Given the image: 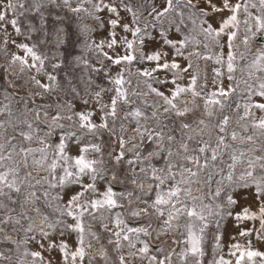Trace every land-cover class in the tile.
Masks as SVG:
<instances>
[{
    "label": "snow or ice",
    "instance_id": "6c2138e0",
    "mask_svg": "<svg viewBox=\"0 0 264 264\" xmlns=\"http://www.w3.org/2000/svg\"><path fill=\"white\" fill-rule=\"evenodd\" d=\"M85 4L91 5L96 12L107 9L119 17L117 7L114 4H105L104 0H98V2L79 0L76 7L71 6L72 0H31L30 8H26L23 2L13 3V0H0V35L3 37L0 40V44L3 45L0 50L7 54V46L12 43L25 53L23 56L13 53L9 63L4 66L5 69L7 70L18 62L20 73L35 69L38 74L43 72L46 78L45 81H42L35 75H31L25 81V84L31 82L40 91L28 93L26 97L17 101L23 102L24 105L23 109L19 110V115L14 114L12 104V99H15L18 94L8 93L5 90L4 98L8 100V103L0 105V116L7 117L6 120H0V141H2L0 142V196H8L11 203L14 204L16 201L11 198L10 193L19 194L25 181L35 188L36 185L31 184L32 172L28 171L29 161H31V165L39 166L48 173L47 177L36 181V184L46 182L49 189H67L64 192V195L68 197L65 207L61 209L57 204L56 210L61 217H72L75 223L68 224L63 219H57L49 224V228L55 232L58 226H62L59 233L61 237L66 232L76 233L77 247L76 250H70L65 240H49L48 250L50 252L58 250L62 253L60 264H77L78 260L82 264L87 254L86 247H92L91 242L86 244V237L101 242V236L92 231L90 224L87 228L85 227L84 217L86 214L91 220L97 221L102 230L109 234L107 244L114 245L118 253L112 264H132L135 259H147L149 264H172V256L175 255L174 248H170L165 253L163 247H157V252L165 253L163 259L157 260L156 255L149 256V242L142 237H150L153 232L159 237L175 232L177 229L181 230V239H173V244L184 245L179 253L182 264H189V258H191L190 264H203L202 258L205 255L203 245L207 229L214 225L216 229L214 248L221 250L223 248L221 223L225 215H232L231 207L238 203L235 195L253 187V194L260 205L258 212H252L245 207L242 213L236 214V220L259 219L260 229L264 230V147L255 146V133L245 136L230 126L235 122L246 131L250 123L259 135L264 137V117L257 120L252 111L253 108L264 111V103L252 100L253 96L264 98V47H256L253 50L250 45V40H255L258 35H264V0H236L235 3L232 0H219V2L217 0H165V6L161 10L153 7L149 12V15L154 14L153 18L157 21H160L161 17L166 14H178L177 32L181 30L180 26L184 25V21L187 19L193 26V31L199 28L205 36L213 37L217 44H219V37L222 35L228 37L229 51L226 59L222 51L216 55L215 63L220 67L213 69L215 73V78L212 81L213 86L207 92H205V89L209 88L207 78L204 83L198 85V73L190 76L188 85L178 83L185 78L184 74L193 67L192 57L213 59L211 55L202 54L196 49L185 55L184 49L189 42L188 35H184L181 40H173L168 38L166 30L160 32L162 48L166 45L174 50L175 57H183L188 60V64L182 67L177 59L167 60L168 53L163 50L153 51L151 54H146L143 51L147 27L142 29L138 25L136 27L128 24L121 25L119 19H110L109 22L113 28L119 25L125 32H131L133 38L131 40L127 36L122 38L121 42L125 46L123 55L109 56L107 52L103 53V56L112 61L113 65H123L124 67L114 76L109 77V83L114 85V89L111 90L115 92L110 104H105L102 100V93L109 89L101 87L100 91L91 93L102 113L101 122L97 124L93 121L94 110L73 111L75 104L68 101L56 103L57 109H66L63 115L60 111L50 115L47 109H51L52 104L37 105L36 120L30 121L27 119L28 103H35V97H43L55 92L58 87V77L45 71V61L48 57L38 54L35 50L37 44L30 45L26 42L17 43L15 40H10L11 34L7 31V27L11 25L17 35H25L19 25V17L24 16L26 12L36 15L39 28L31 21L27 22V38L31 39V33L42 31L47 27V16L42 11L46 5L55 8L63 5L74 14L85 12L93 19L99 20L98 16L84 7ZM121 6L131 14L134 22L139 19L137 11L129 4H125L124 0H121ZM186 11L187 16H185ZM225 12L229 13L227 17L222 15ZM9 13H11V17ZM218 14L217 22L220 27L215 28L210 22V18ZM173 22L175 21L170 20V23ZM152 27L155 28L156 25L153 24ZM53 31L57 33L59 42L64 43V38L59 35L64 30L54 28ZM81 31L89 32L92 29L84 25ZM241 33H243L241 43L244 50L234 51V42ZM43 35L47 36L48 32L44 31ZM115 35L113 32V38L107 44L110 49L117 44ZM40 43H44V40H41ZM196 43L198 45L199 41ZM96 47L102 49L103 42ZM204 47L207 48L208 45L204 44ZM133 62H155V67L151 69H137V73L141 77L150 78L144 80L148 89L147 93L135 90L129 93L131 80L126 79L125 73L131 75ZM84 63L88 64L87 61ZM60 67L59 63L51 65L53 70ZM91 67L94 72H103L105 76H108L110 71V68ZM221 69L226 70L227 79L234 81L235 86L230 85L228 89L222 86V81L218 80L224 75ZM158 71L171 72V79L155 77L153 73ZM237 73L240 74L239 79ZM245 73H247V79H243ZM8 83L10 87H16L12 80H9ZM154 83L161 85L171 83L173 87L166 93L160 88L154 87ZM218 84L219 86H217ZM241 85H243V89H241ZM70 91L74 97L79 96L76 88L73 87ZM233 93H237V96L246 93L247 100L235 104L234 115L225 114V109L232 107L228 101ZM148 94L156 98L151 103L144 100V103L152 109L150 113L140 107H130L123 116L119 114L118 103L130 105L133 103L129 98L130 95L144 97ZM83 103L88 105L90 101L83 99ZM241 108L243 109L242 113ZM118 120L121 121L119 135L115 129ZM63 121L70 123L66 125ZM123 121H128V124ZM149 121L152 122L151 126ZM110 123L111 128L109 127ZM34 124L37 126L34 127ZM40 124L49 129L43 136L39 134L41 129L38 125ZM130 125H134V127ZM21 126L27 130H19ZM8 127H13V131H17L18 136L22 137L24 141L35 140L42 146L35 148L19 146L17 151L18 144L13 143L17 137L5 135ZM75 127L86 129L93 134L98 133L101 129L107 130L114 141L119 140V151L114 156L109 154L113 161V167L126 162L130 166L129 171L132 174L130 183L142 195L134 196L132 191L119 194L114 191L113 182L122 183L123 181L116 172L106 167L100 144H82L80 154L77 156L67 153L68 142L77 136ZM55 129H60L61 133L59 142L53 146L48 144L47 140ZM208 129L218 131H206ZM125 134H127V138ZM205 135L208 139H204ZM229 140H239L242 143L252 142V146L246 148L239 145L233 146ZM75 143L80 144V140L76 139ZM191 144L196 146L191 147ZM149 145L151 148H148ZM50 147L53 148L51 153L48 152ZM5 149L11 150L5 154ZM256 152L261 154L254 155ZM225 153H227V159H225ZM129 154L131 155L129 156ZM97 155L100 158H96ZM17 156H22L23 176H21V161L17 160ZM126 156L129 158L125 160ZM159 158H163L162 167L152 163L153 160ZM136 165L139 166V173L134 167ZM58 168L61 171L59 175L56 173ZM140 173L152 181L147 188L143 181L137 179ZM215 176H219L220 179L214 180ZM98 181H104L106 184L105 190L102 192L98 189ZM213 183H215V187H213ZM196 184L201 186L199 195H193V188ZM73 188L79 190L73 191ZM5 189L8 191L6 192ZM148 196H151L152 199L145 198ZM222 196L224 203L219 202ZM30 197L25 196V203H37L41 200H44L45 203L38 206L33 215L20 213V216L29 221L27 229H23V231L26 237L28 233H34L30 237L32 240H36V234H39L42 239L36 242L40 244L41 248H44L43 240L48 239L52 232L38 231L35 228L34 216L39 215L43 217L44 221L49 219V214L44 211L45 205L51 207L47 200L49 191L45 190L42 196H38L36 191H33ZM52 199L61 201L63 197L57 195ZM125 199L127 200L128 215L137 219L145 218L148 221L147 224L132 227L126 223L122 211L113 213V209L125 208V205L120 202ZM134 204L137 206L133 207ZM140 204L143 206H139ZM0 209H7V212L0 214V241L15 244L17 247L21 242L26 243V240L17 242L12 237L4 235L9 226L12 231H18L16 225L20 221L10 214L15 209L9 208L2 201H0ZM109 222L112 223V228H109ZM153 222H156L158 227L154 228ZM240 235L250 236L251 230L241 231ZM259 238L264 239V237ZM233 239L235 238L233 237ZM137 244L142 246L137 248ZM125 247L129 249L127 253L122 251ZM229 254L235 258V264H257V257H260L264 264V252L253 249L251 241L247 247H243L239 243L231 244ZM24 255L33 257V264H40L45 260L40 251L25 249ZM99 256L104 264H109L110 258L103 243H101ZM9 258L0 252V259ZM89 258L90 260L96 259L95 256ZM46 264H54V260L47 261ZM211 264H232V261L226 260L223 255H220L218 258L214 257Z\"/></svg>",
    "mask_w": 264,
    "mask_h": 264
},
{
    "label": "rangeland",
    "instance_id": "374dc122",
    "mask_svg": "<svg viewBox=\"0 0 264 264\" xmlns=\"http://www.w3.org/2000/svg\"><path fill=\"white\" fill-rule=\"evenodd\" d=\"M23 2L25 3L26 8H30L31 0H13V3ZM79 0H72V7H76ZM94 2H98V0H94ZM219 2V0H217ZM233 3L236 0H232ZM105 4H114L118 11L119 17L115 14L110 13L107 9L103 11L96 12L92 9L91 5L85 4L84 7L88 8L89 12H92L95 16L99 17V20L93 19L92 16H89L85 12H81L79 14L72 13L66 6L61 5L59 8H55L51 5H46L42 11H44L45 15L47 16V27L46 29L38 32L31 33V39H28V32H27V22L31 21L34 25L39 28L38 17L36 15L30 14L28 12L25 13L24 16L19 17V25L25 35H17L12 26L8 25L7 31L11 34L9 39L15 40L17 43L26 42L31 44H37V48L35 49L38 54L48 57L45 61V71L52 73L58 77V87L57 90L51 94H46L43 97H35V103H28V111H27V119L30 121L36 120V106L41 104H52L51 109H47L50 115H54L56 111H60L61 114H65V110L57 109L56 103L57 102H71L75 104V108L73 111H83L86 109H91L95 111V115L92 117L93 121L97 124L101 122V115L102 113L99 111V105L96 103L95 98L91 95V93H95L100 91L101 87L104 89H109L102 93V100L105 104H110L111 98L115 95V92L111 89H114V85L109 83V77L114 76L118 71H120L124 66L123 65H113L112 61L108 60L103 56L104 52H107L109 56H115L117 54L123 55L125 53V46L123 45L122 38L127 36L129 40H131L132 34L131 32H125L122 27L117 25L115 28L110 24V19H119L120 24H128L132 27H136L137 25L140 26L142 29L147 27V35L145 36L143 51L146 54H151L153 51L163 50L168 53L166 59L171 61L172 59H177L181 66H186L188 64V60L184 59L183 57H175L174 50L170 47L164 45L162 48V40L160 37V32L162 30H166L168 34V38L173 40H181L184 38V35L189 36V42L187 43L184 51L185 55L188 52L193 51L194 49L198 50L202 54L211 55L213 59L206 60L203 58L192 57V64L193 67L189 69L188 73H185V78L183 80L178 81L182 85H188L190 83V76L199 74V79L197 81L198 85L204 83L205 78H207V83L209 88L205 89L207 92L209 89L212 88V81L215 78V73L213 69L220 67V65L215 63V57L221 51L223 52L225 59L227 53L229 51L227 46L228 37L226 35H222L219 37V44H217L216 40L211 36H205L202 32H200L199 28H196L194 31L193 26L191 23L185 19L184 25H181V30L179 32L176 31V26L179 22V16L176 13L173 14H166V16L161 17L160 21H157L153 18V15H149V12L153 7H156L157 10H161L165 6V0H124L125 4H129L135 11H137V15L139 17L138 20L135 22L129 12H127L121 6V0H104ZM52 13V15H49ZM224 17H227L229 13L225 12L222 14ZM11 17V13H9ZM185 16H187V11L185 12ZM59 17V19H56ZM219 19V14L217 16H213L210 18V22L215 28H219L220 25L217 22ZM170 20L175 21L170 23ZM155 24L156 27L153 28L152 25ZM84 25H87L89 29L92 31L89 32H82L81 29ZM206 27V25H205ZM54 28H62L64 31L59 33L65 40L64 43H60L57 39V33L53 31ZM47 31L48 35L44 36L43 32ZM227 31V30H226ZM115 32V39L117 40V44L113 48H108L107 44L111 41L112 33ZM241 35H238L236 41L234 42L235 48L234 51H243L244 46L241 43ZM155 39H152V38ZM3 37L0 35V40ZM41 40H44V43H40ZM197 41L199 44L197 45ZM95 42V43H93ZM103 42V48H97L96 45L101 44ZM138 43V42H137ZM204 44H207L208 47L205 48ZM221 45L223 46L221 48ZM250 45L253 50L256 47H264V35H258L255 40H250ZM3 45L0 44V48ZM7 54L0 50V105L4 103H8V100H5V90L8 93H16L18 94L15 99H12L13 104V112L16 115H19V110H22L24 105L23 102H17L22 97H26L28 93L34 91H40V89L31 84V82L25 84V81L28 79L29 76L35 75L37 79L45 81L44 73H36L35 69L30 71L26 70L25 73H20L19 68L20 65L17 64L12 65L7 70L5 69V65H7L10 61L11 55L13 53H17L19 55H25V53L18 49L15 44L9 43ZM250 58V57H249ZM84 61H87L88 64L86 65ZM163 62V61H161ZM53 63L61 64V67L58 69L53 70L51 65ZM242 63V62H241ZM91 66H95L96 68H110L108 76H105L103 72H94ZM155 67V62H133L131 66V75L127 72L125 73L126 79L131 80V85L129 86V93L133 90L147 93L148 89L144 84L145 79L141 77L137 73V69H144L148 68L151 69ZM224 72V75L218 78L219 81H222V86L225 89H228L230 85L235 86L234 81H229L227 79V72L225 69H221ZM153 75L157 78H167L171 79L172 73L167 71H158L153 73ZM238 79L240 78V74L237 73ZM247 73L243 75V79H247ZM9 80H12L16 87L9 86ZM154 87L160 88L161 91L168 92L173 85L168 83L166 85H161L159 83H154ZM219 86V84L217 85ZM76 88L79 92V96L74 97L71 93V88ZM243 89V85L240 86ZM130 100L133 102L130 105H124L122 103H118V112L121 116H123L124 112L128 111L130 107H140L145 112L150 113L152 109L144 103V100H147L151 103L154 99H156L153 95L148 94L144 97H136L130 95ZM11 99V98H10ZM83 99H88L90 104L86 105L83 103ZM247 100V94L244 93L242 96H237V93H233L232 97L229 98L228 103L232 106L231 108L225 109V114L234 115V108L236 103H243ZM252 100L255 102L264 103V98L259 96H253ZM202 103V102H201ZM241 113L243 109H240ZM252 111L255 114V119H259L264 117V111L259 109L253 108ZM6 116H0V120H6ZM251 119V118H249ZM125 124H128V121H123ZM66 125H69L70 122L63 121ZM121 121L118 120L115 124V129L117 135H119V127ZM151 121H149V125L151 126ZM215 123V121H213ZM15 124V121H13ZM37 125L34 124V127ZM41 129L40 135L43 136L45 132L49 131V129L43 125H38ZM134 127V125H130ZM232 128H235L240 134L242 135H255V146L256 147H264V137H261L256 129H254L251 124L247 130L245 131L243 128L239 126V124L233 122L230 125ZM109 127L111 128L112 125L110 123ZM19 130H27L23 126ZM67 130V129H65ZM74 130L77 133V136L73 138L72 141L68 142V148L66 149L67 153L71 156H77L80 154V147L82 144L87 143H96L100 144L103 152V160L105 161V165L107 168L111 169L112 171L116 172L117 176L123 181L121 182H113L112 187L117 194L119 193H126L127 191H132L134 196H140L142 193L135 188L130 183L132 178V174L129 171V165L126 162H122L120 165L113 167V161L110 159V153L114 156L119 151V140L116 139L114 141L113 137L109 134L107 130L101 129L98 133L93 134L88 132L86 129H79L75 127ZM206 131H218L213 129H208ZM60 129H55L53 131L52 136L47 140V143L50 145L55 146L60 140ZM6 136H16L17 139L13 141V143H17V151L19 146L27 147H41L38 142L33 140L32 142L24 141L22 137H19L17 131H13V127H8L7 132L5 133ZM127 138V134H125ZM79 139L80 144H76L75 140ZM204 139H208L207 135H205ZM2 142V141H0ZM233 146H242V147H251L252 142H244L241 141H231ZM191 147H195V144H191ZM130 147V145H129ZM151 148V145L148 146ZM115 149V151H113ZM11 149H5V154L7 151ZM53 148H48V152L51 153ZM260 152L254 153V155H260ZM38 155V154H37ZM131 154H129L130 156ZM251 155V154H250ZM17 160H20V167H21V176L24 175L23 170V163H22V156H17ZM96 158H100L97 155ZM129 158L128 156L125 157V160ZM225 159H227V153H225ZM158 167L163 166V158L155 159L152 161ZM136 168L137 173H139V166H134ZM28 171L32 172L31 177V184L36 185L35 188L31 187L28 181H25L24 184L21 186V192L19 194L15 192H11L10 196L16 203H11L8 196H0V201L6 204L9 208H14L15 211L11 212L10 214L14 217H17L20 221L16 228L18 231H12L11 226H9L4 235L12 237L13 240L17 242L27 241L26 243H19V247L17 245L2 242L0 241V252L4 253L5 257H10L9 259H0V264H33L34 258L24 255L25 249L28 251H40L42 256L45 258L44 261L40 262V264H46L47 261H53L54 264H60L62 253L58 250H52L51 252L48 250V242L49 240L52 241H59L65 240L70 250H76L77 247V239L76 233H65L63 237L59 236L60 231L62 230V226H58L55 232L49 228V224H51L54 220L63 219L66 223L72 224L75 223L72 217L68 216H60V213L56 210L57 204L60 205V208L63 209L66 205L68 197L64 195V192L67 189H60V188H52L49 189L46 182H42L41 184H36V181L42 180L43 177H47L48 173L39 166L31 165V161H29V168ZM56 173L59 175L61 174L60 169H56ZM137 179L144 182L145 188H147L148 184L152 183L144 174L140 173L137 176ZM219 176H215L214 180H219ZM87 182V180H85ZM106 184L104 181H98V189L102 192L105 190ZM200 185L196 184L193 188V195L200 194ZM213 187H215V183H213ZM48 190L49 197L47 198L48 202L51 204V207L44 206V211L49 214V219L44 221L43 217L39 215L34 216L35 220V228L43 231L52 232V235L48 237V239L43 240L44 248L40 247L36 241L41 240L42 237L39 234H36V240L30 239V237L34 233H28L26 237L24 234L23 229H27L29 221L20 216V213H27L29 215H33L35 209L38 206L43 205L45 202L41 200L37 203H25L24 198L25 196H29L31 192L36 191L38 196H42V193ZM79 189L73 188V191H77ZM7 192L8 190L5 189ZM254 187L242 190L240 193L235 195V199L238 203L231 207L232 215L227 216L225 215L224 220L221 223L220 231L223 233V238L221 243L223 248L221 250H216L214 248L215 240H214V233L216 229L213 226H210L206 233H205V241H204V250L205 255L202 258L203 264H211L214 257L218 258L220 255H223L226 260H231L232 264H235V258L229 254L230 246L233 243H239L243 247H247L249 241H251V246L253 249L264 252V239L259 237H264V230L260 229V220H236V214L242 213L243 209L247 207L252 212H258L259 210V202L257 201L255 195L253 194ZM60 195L63 197L61 201H57L52 199ZM247 197L246 199L244 197ZM31 198V197H30ZM146 199H152L151 196L145 197ZM121 203L125 205L124 209H113V213L115 211H122L124 213L123 218L125 219L126 223L129 226L136 227L147 224L148 221L145 218H132L128 215L127 212V200H120ZM219 202L224 203L223 196L220 198ZM23 205V207H21ZM137 205H133L136 207ZM139 206H143L140 204ZM225 207L227 205L225 204ZM103 211V210H101ZM7 212V209H0V214H4ZM97 215L99 216L100 213L98 212ZM183 219V218H182ZM85 227L90 224L92 231L97 232L101 236V242H97L95 239L91 237H86V244L91 242L92 247H86V255L82 262V264H104V261L100 258L99 252L101 250V243L105 245L109 255V264H112L113 261L116 260L118 255L114 245L107 244V237L108 233L104 232L101 228V225L86 214L84 217ZM113 225L109 222V228H112ZM153 227H158L156 222H153ZM244 230H251L250 236H241L240 232ZM180 229H177L175 232H171L167 235H161L157 237L156 233L153 232L152 236L150 237H142L149 242L150 245V255H156L157 260L163 259L165 253L168 252L170 248L175 249V255L172 256V264H182V261L179 257V253L182 251L184 245L183 244H173V239L180 240ZM233 237L235 239H233ZM142 245L137 244V248L141 247ZM157 247H163L165 249V253H159L156 251ZM124 253H127L129 249L125 247L122 250ZM90 256H95V260H90ZM257 264H262V259L260 257L256 258ZM191 262V258H189V264ZM77 264H80L79 260ZM132 264H149L147 259L140 260L135 259L132 261Z\"/></svg>",
    "mask_w": 264,
    "mask_h": 264
}]
</instances>
